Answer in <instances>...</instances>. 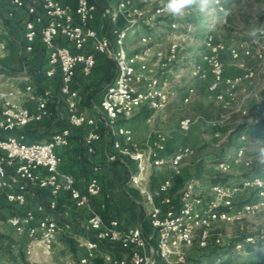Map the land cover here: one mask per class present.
I'll use <instances>...</instances> for the list:
<instances>
[{
    "label": "built area",
    "instance_id": "built-area-1",
    "mask_svg": "<svg viewBox=\"0 0 264 264\" xmlns=\"http://www.w3.org/2000/svg\"><path fill=\"white\" fill-rule=\"evenodd\" d=\"M15 10L26 11L29 16L24 23L25 50L32 52L36 41H40L48 54V67L45 78L52 80L59 75V97L65 102L67 126L54 133L45 142H25L22 136L11 135L31 123L42 122L50 116L49 104L55 99L54 93L44 89L36 93L27 86L29 98L35 103L33 109L18 102L16 92L5 91L0 86V205H24L28 189L46 191L48 199L23 215L8 216L6 222L16 235H25L29 244L26 254L31 255L35 247L41 254L50 256L59 232L52 213L57 207L62 193H67L77 209L87 214L84 231L89 238L83 243L85 254L78 264H88L104 244H118L129 252L130 264H181L183 249L195 245L207 249L210 245H220L222 234L219 227L232 224L247 215L254 214L263 203H248L239 209L234 207L233 196L238 191L247 189L264 194V177L243 178L232 184H202L194 179L185 181L175 200L168 195L172 178L180 173V166L192 150L181 146L171 157L162 156L168 141L167 135L153 131L155 143H147L142 149L134 140L133 131L121 124L137 111L156 113L165 109L175 92L170 84L171 66L177 61L180 48L178 37L173 36L167 51L151 54L157 34H145L140 43L145 50L130 51L129 36L134 32L137 21L130 19L132 0H117L112 10L102 11V17L112 25L111 36L100 35L92 27L96 4L89 0H77L72 9L57 0H6ZM220 0L214 5L223 10ZM138 16L140 14L138 13ZM124 19L128 25L117 27ZM139 22V21H138ZM170 31L176 32L175 24ZM200 58L191 66L189 75L195 81L205 84L209 97L225 110L224 118L239 112L237 92L243 99L249 97L245 85L260 82V72L264 74V34H257L249 41L236 46H229L222 41L205 34ZM96 56L111 60L115 65V76L106 85L102 93L98 115L89 116L78 109V92L73 89L77 74L84 78L92 76L96 66ZM224 56L230 58L240 71L235 77H226ZM156 63L152 64V59ZM249 59L257 62L260 70L256 71L247 63ZM158 71H160L158 73ZM177 78V77H176ZM264 89V78L261 81ZM193 95V88H188L182 96L187 103ZM264 119V110L261 112ZM259 118L255 123H259ZM88 128L84 137L86 153L93 154L94 144L101 139L104 131L112 140V151L108 161L116 162L121 157H128L135 162L137 172L130 177V182L140 187L148 178L151 170L167 169L171 175L158 188L162 195V205L151 204L147 212L153 233L145 236L141 227L120 229L119 223L112 220L105 223L100 215L102 205L96 206L94 199L101 193L98 178L99 168L94 166L85 192L75 187L69 173L61 172L59 151L66 149L71 142L73 130ZM192 127L189 118L179 123V132L187 136ZM242 139L245 137L242 136ZM245 160L244 147L237 149L235 157L216 164L217 171L229 173L233 166L241 165ZM250 160L245 161L248 167ZM151 201L146 191H142ZM246 244H238L236 251L245 245L254 244L252 237ZM249 242V243H248ZM105 264H128L125 259L103 255ZM215 262H220L217 258Z\"/></svg>",
    "mask_w": 264,
    "mask_h": 264
},
{
    "label": "rangeland",
    "instance_id": "rangeland-1",
    "mask_svg": "<svg viewBox=\"0 0 264 264\" xmlns=\"http://www.w3.org/2000/svg\"><path fill=\"white\" fill-rule=\"evenodd\" d=\"M116 2L117 0H110V8L106 9L112 10ZM165 2L166 0H132L129 11L130 19L137 22L134 32L129 36L128 47L132 52L145 50L147 46L140 43V38L146 33L153 37L158 33L151 50V54L155 55L158 52L167 51L174 35L180 39L177 61L169 68L171 70L170 84L175 96L164 110L156 113L137 111L124 123L130 120L135 131V141L142 149H145L147 143H151L155 130L164 132L173 145L189 146L192 153L182 162L180 173L184 174L187 180L194 179L202 184H209L212 171H217L215 163L231 160L235 157L239 147H245L244 162L236 168L233 166L230 172L226 173L230 177L228 184L238 182L245 170V161L260 159L259 142L241 137L243 133L245 135V131L258 125L255 123L256 119H260L259 123L264 122L261 116L264 110V89L261 84L264 74L260 72L259 84L252 82L245 85L249 93L248 98L243 99V94L240 91L237 92V104L241 106L239 112L231 114L227 119L222 115L219 118L213 117L207 120L200 114L199 106H207L210 103L219 104L209 97L205 84L191 79L189 72L191 66L200 58L205 34L229 46L249 41L253 37L252 29L264 25V0H245L241 4L233 3L229 6L221 4L223 10H219L212 0L206 11L200 12L193 7L185 10L180 16L169 14L164 8ZM1 17L0 63L14 73L12 77L2 76L1 86L3 89L16 92V97H20L21 100L27 95L29 97L28 92H25L27 86L33 87L36 93H42V86H48V84L43 79L41 61L37 62L33 53L25 50L20 38L19 42L14 41L9 24L3 21L4 17ZM172 24L176 25L177 31L171 33ZM127 25V21L120 19L117 27L124 28ZM223 60L226 77H235L240 74L229 57L224 56ZM156 61L157 59L153 58L152 64ZM247 63L254 70H260L254 59H249ZM97 79L94 77L93 80ZM103 84H97L94 93L99 95ZM83 87L80 86V88ZM188 88H193V95L189 102L185 103L182 101V96ZM60 106V112L63 114L60 117L66 122V106L62 99ZM54 113L56 114L55 111ZM185 118L192 121V127L187 136L182 135L178 130L180 121ZM170 147L172 151L174 148ZM248 203L264 204V194L251 189L234 194L235 208L239 209ZM12 211L20 212L14 207L7 208L5 205H0V264H78L81 255L79 243L86 237V233L78 232L70 227L67 232H61L58 235L50 256L42 255L38 247L34 248L31 255H27L26 249L29 241L26 247H23V238L16 235L6 222L7 217L13 214ZM57 225L58 228H62L60 223ZM219 231L222 234L220 245L216 247L210 245L209 248L228 250L229 254L226 257L233 259L231 264H242L246 259V254L236 251L234 248L236 245L246 244L247 238L252 237L253 243L260 246L256 251H260V248L264 246V205H261L252 215H247L232 224L221 225ZM202 250L197 245L183 249L181 254L184 262L181 264H193L194 262L223 264L214 260L208 263L206 258H201Z\"/></svg>",
    "mask_w": 264,
    "mask_h": 264
},
{
    "label": "crops",
    "instance_id": "crops-1",
    "mask_svg": "<svg viewBox=\"0 0 264 264\" xmlns=\"http://www.w3.org/2000/svg\"><path fill=\"white\" fill-rule=\"evenodd\" d=\"M57 1L69 6L72 9L77 6V0ZM93 2L97 6V12L95 13L94 21L91 24L92 27L100 35L111 36L112 25L102 17V11L108 7L110 8V0H93ZM0 16H2L1 18L4 17L3 21L9 24L12 38L15 39L14 41L19 42L20 38L21 42H23L25 46L24 23L29 18L26 11L15 10L6 0H0ZM30 53H33L37 62L41 61V67H43L42 72L44 73L45 69L48 67V54L39 40L36 41L34 50ZM110 62L113 63L111 60H108L104 57L96 56V66L92 76L89 78H84L80 75L75 78L73 88L78 92L79 111L93 117L98 115L102 93L108 84L104 81V77L110 72ZM115 72L116 69L114 71V76ZM56 77L52 80H48L45 79L43 75V79L47 82L48 86L44 85L41 88L44 90L49 87V90H51L55 96V99L50 102L48 107L50 116L44 120L52 121L53 125L56 124L57 121L60 123L61 121H64L60 117L63 116V114L60 112L61 99L59 97V75ZM94 77H97L98 79L93 80ZM100 83L103 85L99 95H97V93L94 92L97 89L96 85ZM80 86L84 87L80 88ZM1 88L3 89L2 86ZM3 90L9 91L8 89ZM89 93L93 96L90 98L89 102H85V98ZM97 97L99 99H97ZM17 100L27 108L33 109L35 107V103L29 99L28 95L22 100L20 97H17ZM125 120L121 121V124L130 128L134 135L135 131L131 126L130 120L124 123ZM260 127V125L255 126V129ZM88 130L89 129L86 127L74 129L70 145L66 149L59 151L62 160L60 165L61 172L72 175L75 187L81 192H85L88 181L93 174V168L94 166H97L99 168L98 178L101 185V193L94 199V204L96 206L102 205L100 215L103 221L105 223H109L112 220H116L119 223L120 229L123 230L139 226L142 228L145 236H151L153 229L151 228L149 219L147 217V212L150 210L151 204L162 207V209L166 208L164 205H162V195L158 194V188L163 183V181L171 175L170 171L166 168L161 171L153 169L149 173L147 180L140 187H137L130 182L131 175L137 172L134 161L128 157H121L119 160L113 163L108 161L109 154L112 151V140L110 136H108L104 131L100 132L101 139L94 144L93 154L88 155L86 153L84 137L87 135ZM151 143H155L154 137ZM170 146H173L172 148H174L172 151ZM177 147V145H173L168 139L165 150L161 153L162 156L171 157L175 153ZM247 169L248 167L245 166L243 173H245ZM241 179L243 178H240V180ZM185 181H187V177L184 174L179 173L178 175L173 176L172 186L169 189L168 195L174 199V203L179 192L183 188ZM229 184H232V182H229ZM142 191L147 192V194L151 197V201L147 200L146 194H144ZM47 199L48 198L44 195L43 190L30 188L28 189L26 195V203L21 206L16 204L13 205V207L20 212H12L14 215H23L26 211L35 208L39 203L44 201L46 202ZM6 204L7 203L3 202L1 205ZM52 215L56 219L57 223L62 225V228H59L60 231L58 232L57 237L61 232H67L70 227L76 229L78 232L86 233L83 227L87 220V214L85 211L77 209L74 206L67 193L61 194L57 202V207ZM19 237L23 238V247H26L28 241L26 236L23 235ZM88 238L89 236L86 233V237L83 238L79 243V250L81 252L80 258L85 254L83 243ZM104 254H110V256L114 258L125 259L128 261V264H130L129 252L121 249L118 244L112 243L101 245L100 250L95 253V256L88 264H105L103 258Z\"/></svg>",
    "mask_w": 264,
    "mask_h": 264
},
{
    "label": "trees",
    "instance_id": "trees-1",
    "mask_svg": "<svg viewBox=\"0 0 264 264\" xmlns=\"http://www.w3.org/2000/svg\"><path fill=\"white\" fill-rule=\"evenodd\" d=\"M89 1L94 3L93 0H89ZM220 1L222 5L225 4L226 6H229L233 3L241 4L245 0H220ZM109 66H110V72L107 73L104 77V81L106 83L111 82L112 79L114 78V71H115L114 64L110 62ZM13 74L14 73L12 71L7 69L0 63V78L2 76L12 77ZM77 76H80V75L77 74L76 77ZM44 78H45V75H44ZM92 96L93 95L89 93L87 97L85 98V102H89ZM199 112L207 120H211L213 117L219 118L225 114V110L222 108V106L215 105L214 103H210L207 106L200 105ZM258 125H260L261 127L258 129H255V126H258ZM258 125H254L251 129L245 131V135L243 133L242 136L247 137L248 139L253 140V141H258L259 142L258 148L261 149V147L264 146V122L258 123ZM66 126H67V122H64V121H61V123L57 121V123L54 125L52 121H42V122H37V123H31L21 130L12 131L10 134L15 135V136H22L25 142L27 143L45 142V141H48L54 133L58 132L60 129ZM3 136L4 135H0V137H3ZM219 162L221 161H218L215 164H218ZM256 176L264 177V162H261V159L250 160L248 169L245 173H243L242 178H250V177H256ZM229 180H230V177L226 173H221L219 171H212L210 179H209V183L211 184L227 183ZM43 192H44V195L47 196L48 198L47 192L46 191H43ZM13 205L14 204H6L5 206H7V208L9 207L11 208L13 207ZM12 215L14 214H11L9 216H12ZM259 247L260 246L256 244L245 245L243 249L239 250L238 251L239 253L241 252V253L246 254V259H244L242 264H263L264 263V246L260 248V251H256L257 248ZM202 251H203V255H201V258H206L208 263H210L213 260L215 261L217 258H220V262H222L223 264L232 263L233 259H231V257H226L229 254L228 250L226 251V250H221L218 248H207V249H203ZM224 256L226 258L222 259L224 258ZM193 264H201V263L194 262Z\"/></svg>",
    "mask_w": 264,
    "mask_h": 264
},
{
    "label": "clouds",
    "instance_id": "clouds-1",
    "mask_svg": "<svg viewBox=\"0 0 264 264\" xmlns=\"http://www.w3.org/2000/svg\"><path fill=\"white\" fill-rule=\"evenodd\" d=\"M211 2L212 0H166L164 8L169 14L180 16L185 10L193 7L200 12H204L208 9ZM225 14L227 13L225 12ZM257 34H264V25H259L252 29L251 35L256 36ZM259 158L261 162H264V146L260 149Z\"/></svg>",
    "mask_w": 264,
    "mask_h": 264
}]
</instances>
